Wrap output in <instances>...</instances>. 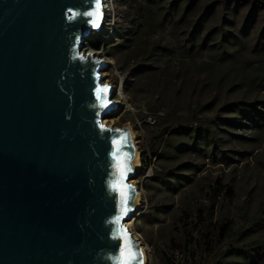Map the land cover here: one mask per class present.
<instances>
[{"label":"water","instance_id":"95a60500","mask_svg":"<svg viewBox=\"0 0 264 264\" xmlns=\"http://www.w3.org/2000/svg\"><path fill=\"white\" fill-rule=\"evenodd\" d=\"M106 0H0V264H142L129 128L85 48Z\"/></svg>","mask_w":264,"mask_h":264},{"label":"rangeland","instance_id":"374dc122","mask_svg":"<svg viewBox=\"0 0 264 264\" xmlns=\"http://www.w3.org/2000/svg\"><path fill=\"white\" fill-rule=\"evenodd\" d=\"M144 2L112 0L115 17L85 45L109 64L102 74L119 104L104 122L129 128L147 164L132 180L141 203L129 228L148 264H264L254 252L249 261L226 250L221 236L223 226L245 229L264 203V11L237 0H196L186 26L206 15L209 30L221 33L189 59L177 54L169 30L140 28L137 3ZM156 42L170 43L176 54L151 52ZM173 106L182 116L216 117L215 154L203 156L184 132L158 137ZM256 238H264V224L242 242Z\"/></svg>","mask_w":264,"mask_h":264},{"label":"trees","instance_id":"16d2710c","mask_svg":"<svg viewBox=\"0 0 264 264\" xmlns=\"http://www.w3.org/2000/svg\"><path fill=\"white\" fill-rule=\"evenodd\" d=\"M135 1L136 0H132V2ZM182 2L183 0H174L171 2L169 0H145L144 3H137V5H139L137 10L139 9L140 13L144 10V14L140 17L142 22L140 28L143 25L147 32L154 34L169 30V33L173 35L172 40L177 49V54L183 58L195 59L204 53L207 46V40L212 37H217L221 32L216 27H210L209 30L207 25L212 19L206 18V15L199 16L195 21L191 22L192 26L190 28L187 27L186 23L188 17L192 11H195L196 0H192L187 6L182 5ZM226 4H228V1ZM237 5H253L254 10L264 11V0H237ZM205 30L208 31L205 33ZM237 36L238 35L236 34L235 38H237ZM208 45H210L209 47L213 46L211 45V42H209ZM175 47H170V43H164L162 45L161 43L156 42L152 44L151 52L159 49L163 51L166 50L171 54H176V50L173 49ZM225 51L226 48L223 52ZM223 59L224 58H222V60ZM241 112L244 115H247L246 111ZM262 117L264 119V116ZM215 121L216 117L198 118L191 115L182 116L177 107L173 106L164 116L159 125L158 137L171 134V132H184L185 134L190 135L194 148H196L203 156L209 153L215 154L217 151V142L212 127ZM145 162L146 161L143 158V165L141 163L143 168L147 167ZM263 224L264 203L261 205L259 213L248 220V225L242 231L234 233L230 225L221 228L224 230L221 235H224V243L222 244L223 248L227 247L226 250L236 251L249 261V256L253 257V252L258 256H255L254 259L264 258V238H256L249 242H242L244 236L247 235L253 227L263 226ZM223 248L221 247V249ZM165 264L172 263L166 260ZM233 264H242V262L235 261Z\"/></svg>","mask_w":264,"mask_h":264},{"label":"bare ground","instance_id":"6f19581e","mask_svg":"<svg viewBox=\"0 0 264 264\" xmlns=\"http://www.w3.org/2000/svg\"><path fill=\"white\" fill-rule=\"evenodd\" d=\"M111 2H112V0H106L105 1V4H106V9H105V12H104L105 20H104L102 28H104L106 23L109 21L108 19H112L113 17H115V8L111 7ZM89 53L93 54L94 52L93 53L89 52ZM94 55L96 56V55H98V53H94ZM102 76H104V74H102ZM116 102L118 103V100H116ZM104 123L106 124V122H104ZM132 136H133V139H134L135 137H134L133 133H132ZM134 145H135V150H136V152H135V155H136V171H137V173H139L141 168H142V165H141V161H140V154H139L138 148L136 146V141L135 140H134ZM136 190H137V193H136V209L138 211V209L140 208V203H141V195H140V192L138 191V189H136ZM131 220H129V221H131ZM128 222L126 223V225L128 227H130L132 225V222L131 223L130 222L128 223ZM144 250H145V252H144V257H143V263L142 264H148L146 248H144Z\"/></svg>","mask_w":264,"mask_h":264},{"label":"built area","instance_id":"2783aa9c","mask_svg":"<svg viewBox=\"0 0 264 264\" xmlns=\"http://www.w3.org/2000/svg\"><path fill=\"white\" fill-rule=\"evenodd\" d=\"M151 120V119H150Z\"/></svg>","mask_w":264,"mask_h":264}]
</instances>
